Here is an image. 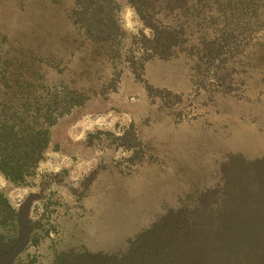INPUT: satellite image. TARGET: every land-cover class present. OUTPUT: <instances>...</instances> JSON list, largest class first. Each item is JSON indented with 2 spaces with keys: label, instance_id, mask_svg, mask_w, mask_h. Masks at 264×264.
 <instances>
[{
  "label": "rangeland",
  "instance_id": "rangeland-1",
  "mask_svg": "<svg viewBox=\"0 0 264 264\" xmlns=\"http://www.w3.org/2000/svg\"><path fill=\"white\" fill-rule=\"evenodd\" d=\"M174 1L185 13L157 21L180 26L185 40L177 37L167 58L145 57L149 29L127 0H116L124 31L119 58L91 52L85 62H65L69 68L43 66L52 79L73 75L72 85L89 88L50 127L43 158L24 184L0 173V193L11 207L37 194L29 211L38 221L35 243L27 242L12 264L120 253L163 214H185L201 191L218 186L233 155L264 154V0ZM70 5L0 0V33L7 45L24 47L25 14L36 29L70 39Z\"/></svg>",
  "mask_w": 264,
  "mask_h": 264
},
{
  "label": "trees",
  "instance_id": "trees-1",
  "mask_svg": "<svg viewBox=\"0 0 264 264\" xmlns=\"http://www.w3.org/2000/svg\"><path fill=\"white\" fill-rule=\"evenodd\" d=\"M127 2L150 31L147 37L142 35L148 45L145 57L172 55L176 41L185 40L183 29L157 19L175 10L182 15L185 7L180 9L174 0ZM70 3L66 15L75 30L70 39L64 32L36 29L33 17L25 14L20 17L29 31L24 47L7 45L6 35L0 33L4 39H0V173L15 185L34 173L50 142V127L79 105L89 88L72 85L77 79L73 75L52 79L43 66L69 60L72 65L74 59L85 62L91 52L113 60L120 57L124 31L115 16L116 0ZM111 83L113 79L107 84ZM230 159L227 163L233 167L223 174V181L201 191L193 205L185 206V214L169 210L120 253H76L68 264H264V154ZM36 196L27 194L13 208L0 193V264H12L27 242L35 243L38 221L29 211ZM69 256L61 260L66 262Z\"/></svg>",
  "mask_w": 264,
  "mask_h": 264
}]
</instances>
